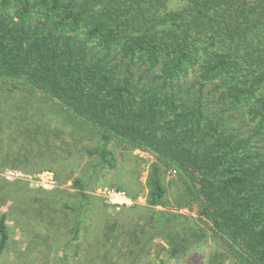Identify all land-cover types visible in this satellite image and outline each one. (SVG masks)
Listing matches in <instances>:
<instances>
[{
  "label": "trees",
  "instance_id": "1",
  "mask_svg": "<svg viewBox=\"0 0 264 264\" xmlns=\"http://www.w3.org/2000/svg\"><path fill=\"white\" fill-rule=\"evenodd\" d=\"M168 1L0 0V78L32 97L20 126L40 112L74 126L79 118L103 131L86 151L106 165L114 137L155 152L150 205L166 200L163 165L188 176L201 215L226 245L208 264H264V139L256 145L220 106L244 110L251 132L264 134V0H190L173 11ZM202 132L198 147L180 137ZM89 201L82 191L71 207L74 239ZM171 222L159 214L147 240L185 255L195 226ZM9 240L4 213L0 257Z\"/></svg>",
  "mask_w": 264,
  "mask_h": 264
},
{
  "label": "rangeland",
  "instance_id": "2",
  "mask_svg": "<svg viewBox=\"0 0 264 264\" xmlns=\"http://www.w3.org/2000/svg\"><path fill=\"white\" fill-rule=\"evenodd\" d=\"M247 1L239 0L240 6L245 7ZM189 4L190 0H169L166 10ZM19 88L18 82L0 78V217L7 215L10 232L0 264H62L64 257L67 264H208L216 253L224 251L226 245L201 215L200 204L188 189V176L178 169L163 165L166 200L160 206L150 205L151 173L160 159L148 148L114 137L109 145L113 165L103 164L92 191L82 189L102 162L86 149L101 144L103 131L79 118L74 126L70 118L54 111L46 118L37 113L33 121L29 118L20 126L24 107L32 97ZM36 100L45 102L40 96ZM220 106L225 110L223 116L236 121L237 126L244 125L247 135L253 134L256 145L264 139V134L251 132L247 119L243 122L244 110L229 108L223 102ZM202 135L180 137L198 147ZM220 137L216 133L208 141ZM77 180L82 185L76 184ZM110 189L126 191L132 203L121 209L113 207L107 200ZM82 191L90 195V201L83 210L79 236L74 239L76 214L71 207L80 205ZM159 214L171 223L195 226L196 233L186 242L191 244L187 254L173 257L161 238L147 240L156 230ZM203 232L205 237L198 238ZM215 264L221 262L216 260Z\"/></svg>",
  "mask_w": 264,
  "mask_h": 264
},
{
  "label": "built area",
  "instance_id": "3",
  "mask_svg": "<svg viewBox=\"0 0 264 264\" xmlns=\"http://www.w3.org/2000/svg\"><path fill=\"white\" fill-rule=\"evenodd\" d=\"M107 200L109 204L117 209L132 203L131 197L124 190L110 189L107 191Z\"/></svg>",
  "mask_w": 264,
  "mask_h": 264
},
{
  "label": "water",
  "instance_id": "4",
  "mask_svg": "<svg viewBox=\"0 0 264 264\" xmlns=\"http://www.w3.org/2000/svg\"><path fill=\"white\" fill-rule=\"evenodd\" d=\"M102 166H103V162H101L97 166L95 172L92 175V178H91L89 184L85 187L86 191H92L95 188V185H96V183L98 182V179H99V174H100V171L102 169Z\"/></svg>",
  "mask_w": 264,
  "mask_h": 264
}]
</instances>
